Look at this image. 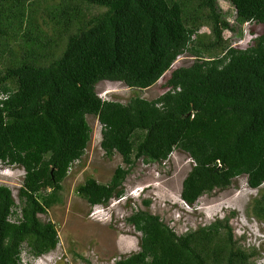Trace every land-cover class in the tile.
<instances>
[{
	"label": "trees",
	"instance_id": "obj_1",
	"mask_svg": "<svg viewBox=\"0 0 264 264\" xmlns=\"http://www.w3.org/2000/svg\"><path fill=\"white\" fill-rule=\"evenodd\" d=\"M228 1L233 23L218 0H0V161L25 169L19 204L0 184V264H27L24 245L31 256L57 245L55 223L39 214L61 201V181L90 139L88 114L104 154L125 163L108 182L76 186L90 206L122 195L136 159L161 162L177 147L193 162L180 192L188 205L245 174L259 190L251 213L264 220V32L246 48L223 36L264 25V0ZM185 52L192 62L172 69L153 99L97 95L101 80L148 88ZM127 220L139 249L113 264H257L225 221L177 234L147 210Z\"/></svg>",
	"mask_w": 264,
	"mask_h": 264
},
{
	"label": "rangeland",
	"instance_id": "obj_2",
	"mask_svg": "<svg viewBox=\"0 0 264 264\" xmlns=\"http://www.w3.org/2000/svg\"><path fill=\"white\" fill-rule=\"evenodd\" d=\"M218 4L233 23V6L228 0H218ZM238 30H241L240 34L224 30L223 36L231 45L245 48L255 36L264 32V25L245 22ZM201 31L209 33L206 26ZM192 60L187 52L180 54L170 70L142 90L128 87L123 82L103 80L96 84V91L103 99L123 103L133 95L153 99L166 90L164 83L171 70L189 65ZM86 119L91 128L90 139L81 158L71 164L61 181V201L50 206L46 213L39 214L42 220L55 223L57 229L58 242L51 252L58 259L55 264H85V260L91 264H113L121 256L137 251L141 232L127 220L136 210L157 214L177 234L216 220L225 221L232 229V238L241 247L247 250L254 247L255 255L251 259L264 264V220L251 213L253 198L259 195L258 188L247 187L246 175L240 174L225 188L203 193L193 204L180 202L182 180L193 162L187 152L177 147L161 162L136 159L121 184L122 198L110 199L114 203L112 207L101 210L90 206L76 193V186L90 176L98 182H108L115 167H125V163L117 152L111 157L104 154L100 146L101 124L94 115H86ZM6 166L0 162V183L10 188L15 203L19 204L18 188L24 170L20 166ZM21 258L23 262L33 264L25 245ZM45 262L43 257L40 263L36 260L34 264Z\"/></svg>",
	"mask_w": 264,
	"mask_h": 264
},
{
	"label": "clouds",
	"instance_id": "obj_3",
	"mask_svg": "<svg viewBox=\"0 0 264 264\" xmlns=\"http://www.w3.org/2000/svg\"><path fill=\"white\" fill-rule=\"evenodd\" d=\"M252 42H253V39H252ZM251 42V43H252ZM250 45V44H249ZM233 46V45H232ZM235 47V46H234ZM246 48V47H245ZM101 81H103V80H101ZM110 81V80H109ZM119 82H121V81H119ZM98 83V82H97ZM97 92V91H96ZM0 94H2V96L4 95L3 93H0ZM97 95H98V93H97ZM99 96V95H98ZM100 97V96H99ZM101 98V97H100ZM101 99H103V98H101ZM107 100H109V99H107ZM89 115V114H88ZM96 117V116H95ZM97 118V117H96ZM189 155V154H188ZM190 157V156H189ZM1 162V161H0ZM1 163H4V162H1ZM5 165H7L6 167H13V166H18V165H15V164H9V163H4ZM21 167V166H20ZM23 170H24V174H25V169L23 168V167H21ZM70 168V167H69ZM7 174V173H6ZM24 174H23V177H24ZM245 175V174H244ZM23 177H22V180H23ZM22 180H21V183H22ZM1 184V183H0ZM4 185V184H3ZM246 185H247V187H249V188H252V187H250L248 184H247V181H246ZM263 185H264V183H263ZM21 186V184L19 185V187ZM123 195V194H122ZM122 195H120V196H113L112 198H114V197H117V198H122ZM201 196V195H200ZM111 199V198H110ZM110 199L108 200V202L107 203H97V204H94V205H92V206H97V208L99 207L101 210H106V209H108L109 207H112V205L114 204V203H112V202H110ZM180 200H182V201H180V202H183V203H186L182 198H181V195H180ZM197 200V199H196ZM195 200V201H196ZM187 204V203H186ZM244 231H247V229L246 230H244ZM54 249V248H53ZM53 249H51V250H48L47 252H44V253H42V254H40V255H38V256H31L30 254H28V256H30L31 257V260H32V263L34 264L35 263V261L36 260H38V262L40 263L42 260H43V257L45 258V263L44 264H55L56 262H57V257H56V255H52L51 254V252L53 251Z\"/></svg>",
	"mask_w": 264,
	"mask_h": 264
},
{
	"label": "built area",
	"instance_id": "obj_4",
	"mask_svg": "<svg viewBox=\"0 0 264 264\" xmlns=\"http://www.w3.org/2000/svg\"><path fill=\"white\" fill-rule=\"evenodd\" d=\"M0 96H2V94H0Z\"/></svg>",
	"mask_w": 264,
	"mask_h": 264
}]
</instances>
